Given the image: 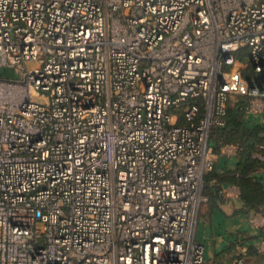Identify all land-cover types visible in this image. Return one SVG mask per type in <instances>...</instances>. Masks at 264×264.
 I'll list each match as a JSON object with an SVG mask.
<instances>
[{
	"label": "built area",
	"instance_id": "1",
	"mask_svg": "<svg viewBox=\"0 0 264 264\" xmlns=\"http://www.w3.org/2000/svg\"><path fill=\"white\" fill-rule=\"evenodd\" d=\"M8 67L0 264H204L213 127L264 107V0H0Z\"/></svg>",
	"mask_w": 264,
	"mask_h": 264
},
{
	"label": "crops",
	"instance_id": "2",
	"mask_svg": "<svg viewBox=\"0 0 264 264\" xmlns=\"http://www.w3.org/2000/svg\"><path fill=\"white\" fill-rule=\"evenodd\" d=\"M248 117L264 124V110L249 113ZM211 144L215 148V163L206 183L211 196L200 207L195 226V238L204 245V263L229 264L239 255L241 264H264V252L258 251L261 236L257 222L264 216V198L260 204L249 206L236 184L237 177H247V195L264 197V162L241 161L233 152H222L213 140ZM218 186L228 190V194H213Z\"/></svg>",
	"mask_w": 264,
	"mask_h": 264
},
{
	"label": "trees",
	"instance_id": "3",
	"mask_svg": "<svg viewBox=\"0 0 264 264\" xmlns=\"http://www.w3.org/2000/svg\"><path fill=\"white\" fill-rule=\"evenodd\" d=\"M244 101V97L240 95H232L230 97L226 105L225 114L223 115V124L213 127V131L210 135V142L213 140L218 147L225 143L236 144L241 147L237 154L238 159L244 162L248 161L250 164H261L264 160H259L254 157V153L258 150V144L264 142V124L262 122L250 120L248 117L249 113L243 108ZM209 177L210 171L204 175L205 183L203 190L210 198L211 190L206 184ZM249 183L247 177L236 178V184L239 185L241 193L245 198V202L249 206L258 205L262 202L264 197L253 198L248 196L244 189L247 185L249 186ZM218 187H214L212 190L213 194H217L216 189ZM259 189H261L260 184ZM260 236L261 238L264 237V230L262 229H260ZM238 257L240 256L238 255L234 257L232 262Z\"/></svg>",
	"mask_w": 264,
	"mask_h": 264
},
{
	"label": "rangeland",
	"instance_id": "4",
	"mask_svg": "<svg viewBox=\"0 0 264 264\" xmlns=\"http://www.w3.org/2000/svg\"><path fill=\"white\" fill-rule=\"evenodd\" d=\"M0 75H2V76H4V77H15V76H16L14 70H13L12 68H10V67L5 68V69L1 68V69H0ZM263 110H264V107H263L262 111H263ZM262 111H261V112H262ZM202 204H203V203H202ZM202 204L200 205V207L202 206ZM200 207H199V209H200Z\"/></svg>",
	"mask_w": 264,
	"mask_h": 264
}]
</instances>
